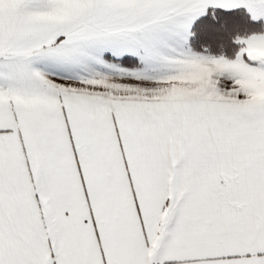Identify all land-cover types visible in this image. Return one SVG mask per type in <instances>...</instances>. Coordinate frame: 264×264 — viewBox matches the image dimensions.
<instances>
[{"label": "snow or ice", "instance_id": "snow-or-ice-1", "mask_svg": "<svg viewBox=\"0 0 264 264\" xmlns=\"http://www.w3.org/2000/svg\"><path fill=\"white\" fill-rule=\"evenodd\" d=\"M0 264H264V0H0Z\"/></svg>", "mask_w": 264, "mask_h": 264}]
</instances>
